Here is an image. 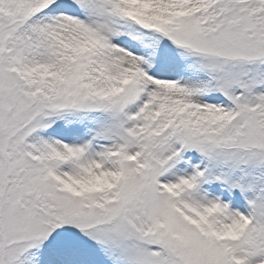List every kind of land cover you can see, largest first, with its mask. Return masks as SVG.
Returning <instances> with one entry per match:
<instances>
[{
	"label": "snow or ice",
	"instance_id": "snow-or-ice-1",
	"mask_svg": "<svg viewBox=\"0 0 264 264\" xmlns=\"http://www.w3.org/2000/svg\"><path fill=\"white\" fill-rule=\"evenodd\" d=\"M0 264H264V0H0Z\"/></svg>",
	"mask_w": 264,
	"mask_h": 264
}]
</instances>
